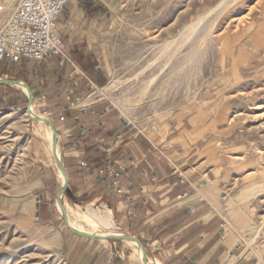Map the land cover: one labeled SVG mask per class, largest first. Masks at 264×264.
Returning <instances> with one entry per match:
<instances>
[{
  "label": "rangeland",
  "instance_id": "1",
  "mask_svg": "<svg viewBox=\"0 0 264 264\" xmlns=\"http://www.w3.org/2000/svg\"><path fill=\"white\" fill-rule=\"evenodd\" d=\"M74 1L58 28L69 56L87 48L101 67L107 84L98 100L215 169L221 213L264 264V0ZM113 82L119 89L106 91ZM11 95L0 98V264H76L55 201L62 168L38 156L46 144L39 124L21 90L11 88ZM64 200L92 205L71 195ZM97 244L111 264H141L124 241L92 248Z\"/></svg>",
  "mask_w": 264,
  "mask_h": 264
},
{
  "label": "crops",
  "instance_id": "2",
  "mask_svg": "<svg viewBox=\"0 0 264 264\" xmlns=\"http://www.w3.org/2000/svg\"><path fill=\"white\" fill-rule=\"evenodd\" d=\"M16 3L0 0V28ZM88 54L89 49L79 48L65 64L54 57L41 65L0 62V80L24 84L28 93L18 90L27 106L31 94L32 103L54 124L63 157L58 168L64 165L68 176L62 200L71 195L108 206L117 231L139 239L147 257L159 264H259L219 209L215 169L204 161L193 162L191 153L174 145L172 138L155 140L123 121L106 100H98L107 78ZM11 88L17 89L0 83V98L11 99ZM52 180L46 177L45 185ZM68 231L67 248L76 264L112 263L99 244L92 248L105 242L101 237L88 239ZM84 241L88 246L79 248Z\"/></svg>",
  "mask_w": 264,
  "mask_h": 264
},
{
  "label": "built area",
  "instance_id": "3",
  "mask_svg": "<svg viewBox=\"0 0 264 264\" xmlns=\"http://www.w3.org/2000/svg\"><path fill=\"white\" fill-rule=\"evenodd\" d=\"M70 1L17 0L0 28V62L22 60L41 65L53 57L61 64L69 61L58 24Z\"/></svg>",
  "mask_w": 264,
  "mask_h": 264
},
{
  "label": "bare ground",
  "instance_id": "4",
  "mask_svg": "<svg viewBox=\"0 0 264 264\" xmlns=\"http://www.w3.org/2000/svg\"><path fill=\"white\" fill-rule=\"evenodd\" d=\"M202 19L203 18L201 17V20ZM195 28L196 26L193 25L190 29L195 30ZM195 31H197V29ZM187 37L189 36L187 35ZM13 85L17 89H21L25 93H28V89L24 84L16 83ZM119 87L120 85H118L117 82H113L111 83L110 86L106 88V91L108 90L110 92H114L117 89H119ZM147 89L148 87L145 88V91ZM29 108L30 109L28 111V116L34 120L33 121L34 123L39 124V128H40L39 131L42 134L43 138L46 140L45 146H40L38 151V156H40L45 161L47 160V162L49 163L53 158L55 165L57 167H60L63 164V157L61 156L59 149L55 148L56 135L54 131L50 130L47 124L45 123V120L42 119L40 116H38L35 105L33 103L29 105ZM58 172H59L60 186L62 187L66 183V176L65 173L60 171L59 169ZM93 206L92 205H89L87 207H83L80 205L77 206L72 203H69L67 200H62V202L56 203V207L60 216L65 220H67L70 228L74 230L77 234H83L92 237L99 236L105 242H108L107 239L111 238L112 236L123 237V235L117 231L111 210L108 207L99 209L95 207L93 208ZM124 243L126 247L128 246L132 248V250H134V255H133L134 258L141 264H159L155 262L153 259L147 257L146 252L144 251V249L143 250L141 249L140 245L137 243L136 240L127 238L124 240Z\"/></svg>",
  "mask_w": 264,
  "mask_h": 264
},
{
  "label": "water",
  "instance_id": "5",
  "mask_svg": "<svg viewBox=\"0 0 264 264\" xmlns=\"http://www.w3.org/2000/svg\"><path fill=\"white\" fill-rule=\"evenodd\" d=\"M0 83H3V84H16V83H18V82H16V81H11V82H9V81H3V80H0ZM32 103V96H31V94H30V99H29V103H28V106L30 105ZM28 106H27V108H28ZM45 121H47V123H49L50 125H51V127H52V129H53V131H54V133H55V135H56V141H55V148L57 149H59L60 148V140H59V136H58V133L56 132V129H55V127H54V124H52L51 123V121H49L47 118H45L44 119ZM60 151V150H59ZM62 170H63V172L65 173V176H66V183H65V185L64 186H62L61 188H62V190H61V193L58 195V197H57V199H56V203L58 202H62V195L65 193V191L67 190V182H68V176H67V171H65V168H64V165L62 166ZM38 203H39V200H38ZM38 208H40V204H38ZM64 219V218H63ZM65 220V219H64ZM66 221V225H67V227H68V229L74 234V235H77V236H82V237H85V238H88V239H101L100 237H97V236H95V237H92V236H86V235H83V234H77L74 230H72L71 228H70V226L68 225V222H67V220H65ZM123 235V237H118V236H112L111 238H108L107 240L108 241H111V240H119V241H124L125 239H127V238H129V239H134V240H136L137 241V243L140 245V247H141V249L143 250L144 249V251H146V249L144 248V246H143V244L141 243V241L139 240V239H137V238H134V237H132V236H129V235H124V234H122Z\"/></svg>",
  "mask_w": 264,
  "mask_h": 264
}]
</instances>
